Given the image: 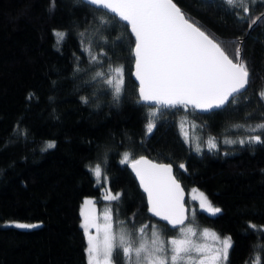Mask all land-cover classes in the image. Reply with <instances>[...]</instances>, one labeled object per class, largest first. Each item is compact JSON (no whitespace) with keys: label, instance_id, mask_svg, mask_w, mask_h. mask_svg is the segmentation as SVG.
<instances>
[{"label":"trees","instance_id":"obj_1","mask_svg":"<svg viewBox=\"0 0 264 264\" xmlns=\"http://www.w3.org/2000/svg\"><path fill=\"white\" fill-rule=\"evenodd\" d=\"M244 1L174 0L234 61L241 43L249 71L243 93L201 114L141 101L134 39L115 15L84 0H0V264H88L80 205L85 197L102 203L91 165L119 194L110 202L115 219L130 227L155 222L172 235L176 229L148 214L129 166L142 156L172 164L185 189L221 209L196 208L194 222L231 238L225 264H247L256 254L264 264V143L195 152L180 130L184 118L215 135L264 123V0ZM114 67L122 69L118 96L106 83ZM258 135L264 141V129Z\"/></svg>","mask_w":264,"mask_h":264},{"label":"snow or ice","instance_id":"obj_2","mask_svg":"<svg viewBox=\"0 0 264 264\" xmlns=\"http://www.w3.org/2000/svg\"><path fill=\"white\" fill-rule=\"evenodd\" d=\"M92 5L109 10L121 20L126 21L135 36L134 53L136 57V76L140 82V95L144 101H155L165 106L192 105L194 108L209 111L222 108L229 102V97L240 92L249 85V71L246 61L240 54L239 45L235 48L234 59L229 58L213 38L191 22L174 3V0H88ZM243 3V0H240ZM229 6H235L237 0H225ZM243 11L248 12L247 7ZM243 18V17H241ZM260 17L251 20L249 26L255 24ZM61 38L64 33H56ZM95 59V58H94ZM115 82L106 81L112 85L115 95L122 90V69H116ZM102 75V73H98ZM264 98V92L260 93ZM154 124L149 122L147 131L151 132ZM264 129V124L257 126ZM245 141H240L244 143ZM250 142L264 143L259 135L251 137ZM47 147H54L49 144ZM209 147L216 145L211 140ZM128 157L125 156V162ZM181 168L184 165H180ZM132 168L139 177L140 183L147 193L150 211L173 226L184 223V206L182 204V189L172 176L170 165L154 164L140 158L132 163ZM97 178L101 176V168L94 169ZM118 200L119 194L107 197ZM92 203L86 201V204ZM200 206L215 215L221 209L212 207L207 197L200 194ZM19 228H35L37 225L17 224ZM83 227L87 230L95 227V217L90 219L88 212L84 213ZM140 228L139 242L134 237L121 233L119 238L112 231L110 216L105 214L103 240L99 241L90 233L88 235V264H112L114 250L126 258L125 264H194L190 253L202 252V249L192 244L187 238L173 239L170 248L158 232H152L149 241L145 236V228ZM191 232V229L187 230ZM209 233L205 231V235ZM214 235V234H213ZM217 239H219L217 237ZM222 247L212 256L200 259L199 264H216L220 259L226 260L231 238L220 241ZM170 252V255H169Z\"/></svg>","mask_w":264,"mask_h":264},{"label":"rangeland","instance_id":"obj_3","mask_svg":"<svg viewBox=\"0 0 264 264\" xmlns=\"http://www.w3.org/2000/svg\"><path fill=\"white\" fill-rule=\"evenodd\" d=\"M240 1V0H238ZM246 1V0H245ZM244 1V2H245ZM254 1H261V0H254ZM121 69L120 67H114L108 71V80L113 79L115 82L116 78V69ZM121 78L122 73H121ZM264 123H250V124H236L233 126L228 127L225 131L222 132L220 135H215L212 133L206 132L202 126L195 120H190L184 118L180 122V130L183 134V137L186 143L195 151L201 152L203 150H211L214 152H225L231 151L237 147L244 146L245 144L254 145L255 142H250L251 137L257 136L258 132L261 131V128L257 126ZM215 143V148L209 147V141ZM245 141L244 143H240V141ZM128 157L127 161H130L129 155H125ZM124 156V160H125ZM96 165H91L89 167L91 174L93 175L94 179L98 184L102 186V203L98 204L94 198L85 197L80 205V215H81V226L86 233L87 236V245L88 247V235L89 233L96 237L97 240H103V229L105 225V214L107 213L111 218L112 223V231L119 238V235L123 232L128 236L134 237L137 242L140 239V233L138 230L145 225L144 236L150 241L152 238V232L156 231L159 233L160 238L165 242V247L170 248V241L173 239H183L187 237L192 244L198 246L202 249V252L192 251L190 253L191 257L193 258L194 264H199L200 259L206 256H212L217 253L219 249H221L222 245L220 243L221 240L228 238L226 236L219 235L216 231L209 227H197L194 222V215L196 208L205 211L208 214H211L207 210V206L202 208L200 206V194L203 193L202 191L194 188H190L187 190L188 197H187V204L189 210L190 221L186 222L181 227L177 228L174 233L170 236H165L163 233V229L155 222H144L142 224L135 225V227H130L123 223L121 219H115L112 214L111 204L110 202L112 199H108L107 197L114 196V194L107 188V182L105 176L101 172V176L97 178L94 174L93 169ZM204 194V193H203ZM205 196V194H204ZM206 197V196H205ZM208 200V199H207ZM86 201H91L92 203L86 204ZM211 204V203H210ZM212 207H216L211 204ZM218 208V207H216ZM88 212L90 219L95 217L96 224L100 226V232H97L95 227H90L89 229H85L83 227L84 224V213ZM212 215V214H211ZM12 224H28V225H36L32 223L26 222H12ZM191 229V232L187 230ZM209 233L205 235V231ZM214 234V235H213ZM217 237L219 239H217ZM170 255V252H169ZM86 257L88 262V254L86 251ZM259 256L256 254L253 259L248 262L247 264H259ZM126 258L119 252V250H114L112 253V264H125ZM101 264H104L103 258L101 257ZM182 264H188L187 261L182 262ZM205 264H209L208 261H205ZM216 264H225V260L220 259L216 262Z\"/></svg>","mask_w":264,"mask_h":264},{"label":"water","instance_id":"obj_4","mask_svg":"<svg viewBox=\"0 0 264 264\" xmlns=\"http://www.w3.org/2000/svg\"><path fill=\"white\" fill-rule=\"evenodd\" d=\"M84 1H86L87 3H89L88 0H84ZM174 3H175V2H174ZM89 4H90V3H89ZM175 4H176V3H175ZM91 5H92V4H91ZM176 5H177V4H176ZM94 6H96V5H94ZM177 6H178V5H177ZM96 7L100 8L99 6H96ZM178 7H179V6H178ZM179 9H180V7H179ZM103 10H105V11L111 13L109 10H106V9H103ZM180 10H181V9H180ZM181 12H182V11H181ZM182 13H183V12H182ZM111 14L115 15L120 21H122L123 23L127 24V26H128V30H129L130 34L132 35V37H133V39H134V47H135V36H134V34L131 32V27H130V25H129L126 21L121 20L116 14H114V13H111ZM210 38H211V37H210ZM134 47H133L134 63H133V69H132V78L134 79L135 83L137 84V93H138V96H139V98L141 99V101H143L145 104H147V105H149V106L163 105V104H159V103H157V102H155V101H144V100L142 99V97H141V95H140V91H139V89H140V82H139L138 77L136 76V57H135V53H134ZM239 47L241 48V43H240ZM229 58H230V57H229ZM234 62H235V61H234ZM247 87H248V86H247ZM247 87H246L245 89H242V90H241L240 92H238V93H234L232 97L236 96V95L239 94V93H243V92L247 89ZM232 97H229V101L232 99ZM227 104H228V103H227ZM227 104H226V105H227ZM226 105H225V106H226ZM163 106H165V105H163ZM175 106H177V105H175ZM187 106L190 107V108H193L196 112L201 113V114H206V113H209V112H212V111H215V110H218V109H222V108L225 107V106H224V107H222V108H214V109H211V110H209V111H203V110H201V109L194 108V107H193L192 105H190V104L187 105ZM166 107H173V106H166ZM140 158H145V159L151 161V162L154 163V164H159V165H170V166H171V169H172L171 174H172V176L175 178V180L177 181V183L180 185V188L182 189V201H181V202H182V204H183V206H184V216H185V218H184V223H183V224L173 226L171 223H169V221H166V220L162 219V217H159V216L154 215V214L150 211V207H151V205H150V203H149V200H148V197H147V193L144 191V188H143V186L141 185L140 180H139V177L136 175L135 170L132 168V163H133L135 160H138V159H140ZM135 160H134V161H131L130 164H129V166H130L131 170L133 171V173L135 174L136 182H137L138 186L140 187L141 191H142V192L144 193V195H145V200H146V206H147L148 214H149L150 216H152L154 219H156L157 221H159V222L165 224L166 226H168L170 229H177V228L181 227L182 225H184V224L187 222L188 218H189V210H188V206H187V204H186V200H187V197H188V192H187V189H185V188L183 187L181 181L176 177L175 172H174V167H173V165L170 164V163L158 162V161H155V160H152V159H150V158H148V157H143V156H142V157H139V158H137V159H135Z\"/></svg>","mask_w":264,"mask_h":264},{"label":"bare ground","instance_id":"obj_5","mask_svg":"<svg viewBox=\"0 0 264 264\" xmlns=\"http://www.w3.org/2000/svg\"><path fill=\"white\" fill-rule=\"evenodd\" d=\"M186 204H187V200H186Z\"/></svg>","mask_w":264,"mask_h":264}]
</instances>
